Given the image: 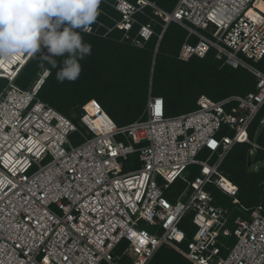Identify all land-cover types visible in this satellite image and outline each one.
Wrapping results in <instances>:
<instances>
[{
    "label": "built area",
    "instance_id": "1",
    "mask_svg": "<svg viewBox=\"0 0 264 264\" xmlns=\"http://www.w3.org/2000/svg\"><path fill=\"white\" fill-rule=\"evenodd\" d=\"M100 4L85 33L118 29L121 42L143 47L156 25L159 42L176 23L186 32L178 59L212 50L222 65L249 71L254 90L200 95L194 109L170 116L149 93L141 115L119 126L94 99L71 116L42 101L47 68L18 86L35 54L0 61V264H148L162 247L190 264H264V206L244 207L221 169L236 144L264 150L249 136L264 106V72L248 62L264 56V0H177L171 10L155 0ZM192 167L186 185L169 191Z\"/></svg>",
    "mask_w": 264,
    "mask_h": 264
},
{
    "label": "trees",
    "instance_id": "2",
    "mask_svg": "<svg viewBox=\"0 0 264 264\" xmlns=\"http://www.w3.org/2000/svg\"><path fill=\"white\" fill-rule=\"evenodd\" d=\"M155 1L160 7L171 10L177 0ZM147 11L150 12V9ZM139 19L146 20L143 16ZM172 24L175 23L168 24L159 42L156 33L160 32V26L156 25L155 33L143 47L119 41L122 31L118 29L106 37L81 32L83 40L91 44V55L80 60L82 71L77 80L59 82L56 78L58 69L42 61L40 53H36L21 69L15 83L25 88L41 69L47 68L49 75L38 93L42 101L62 114L71 116L78 114L85 102L94 99L119 126L128 124L141 115L149 93L163 98L164 113L170 116L176 115L170 114L172 97L186 107V112L196 107V100L200 95L216 100L231 94L245 95L254 90L255 78L249 71L222 65V61L214 59L212 50L203 58L193 56L188 60L178 59L185 30L175 24L177 30L173 31L175 29H171ZM134 33L135 29L131 31V35ZM56 59L59 63L63 58ZM254 64L264 72V56ZM156 74L159 78L155 89L157 94H153L148 86L150 79L155 80ZM249 136H252L250 129ZM236 145L246 146L237 165L230 166L233 162H229L225 166L227 156L221 169L238 186V198L244 207L251 210L257 205L264 206V168L260 169L257 177L250 180L244 169L251 146L246 143ZM258 151L264 153L262 149ZM196 173V168H190V172L177 179L173 185L183 188ZM221 197L225 205H230V199ZM181 227L189 235L188 218H185ZM148 264L190 263L172 248L162 247Z\"/></svg>",
    "mask_w": 264,
    "mask_h": 264
},
{
    "label": "clouds",
    "instance_id": "3",
    "mask_svg": "<svg viewBox=\"0 0 264 264\" xmlns=\"http://www.w3.org/2000/svg\"><path fill=\"white\" fill-rule=\"evenodd\" d=\"M101 0H0V61L21 54L40 53L57 68L59 82L75 81L80 60L91 55V44L81 32H90L100 15ZM46 50V51H45ZM57 57L63 58L59 63Z\"/></svg>",
    "mask_w": 264,
    "mask_h": 264
},
{
    "label": "rangeland",
    "instance_id": "4",
    "mask_svg": "<svg viewBox=\"0 0 264 264\" xmlns=\"http://www.w3.org/2000/svg\"><path fill=\"white\" fill-rule=\"evenodd\" d=\"M176 24V23H175ZM175 24H172L171 29H175L173 31H176L177 28H175ZM178 25V24H177ZM186 33V32H185ZM121 37V36H120ZM120 37H119V41H120ZM125 43V42H123ZM128 45H130L129 43H127ZM132 46V45H130ZM250 62L252 65L255 66V64L252 61H248ZM158 74H156L155 76V80L152 81L150 79L149 81V90L151 91L152 89V93L153 94H157L156 92V88L158 85ZM4 81L0 80V85L3 84ZM171 106H170V114H178L181 112H184L185 108L184 106H182V104L180 103V101L177 98H171ZM250 132L252 134V136L250 137L253 143H256L260 146H264V106L261 109V111L258 113V115L256 116V118L254 119V121L252 122L251 126H250ZM231 131H225L222 134H228L231 135ZM75 143V142H74ZM250 145V144H249ZM251 146V145H250ZM246 146L243 145H236L234 147H232V149L229 151V153L227 154V159H226V165L229 162H233L232 165L230 166H236L239 157L242 154V151L245 150ZM247 154V150L245 151ZM251 165L249 167H245V171L246 174L249 176L250 180H253L255 177L258 176L260 169L264 168V153H260V151H258V149L251 147ZM135 165V161L133 157H130L127 161L126 164V168H133ZM228 167H225V169ZM182 187L179 186H174L172 185L169 189V191L171 192H178L181 190ZM148 230H150L149 227H147Z\"/></svg>",
    "mask_w": 264,
    "mask_h": 264
},
{
    "label": "water",
    "instance_id": "5",
    "mask_svg": "<svg viewBox=\"0 0 264 264\" xmlns=\"http://www.w3.org/2000/svg\"><path fill=\"white\" fill-rule=\"evenodd\" d=\"M247 161H246V166L247 167H249L250 165H251V158H250V154H249V152H248V154H247V159H246Z\"/></svg>",
    "mask_w": 264,
    "mask_h": 264
},
{
    "label": "snow or ice",
    "instance_id": "6",
    "mask_svg": "<svg viewBox=\"0 0 264 264\" xmlns=\"http://www.w3.org/2000/svg\"><path fill=\"white\" fill-rule=\"evenodd\" d=\"M158 107H159V105L157 104V109H158ZM206 171H207V169H206Z\"/></svg>",
    "mask_w": 264,
    "mask_h": 264
},
{
    "label": "crops",
    "instance_id": "7",
    "mask_svg": "<svg viewBox=\"0 0 264 264\" xmlns=\"http://www.w3.org/2000/svg\"><path fill=\"white\" fill-rule=\"evenodd\" d=\"M107 114V113H106Z\"/></svg>",
    "mask_w": 264,
    "mask_h": 264
}]
</instances>
